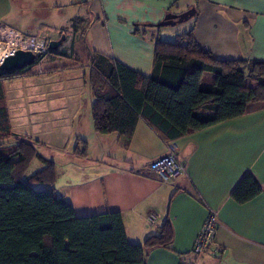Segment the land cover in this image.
<instances>
[{"label": "crops", "instance_id": "0c3cea01", "mask_svg": "<svg viewBox=\"0 0 264 264\" xmlns=\"http://www.w3.org/2000/svg\"><path fill=\"white\" fill-rule=\"evenodd\" d=\"M21 1L0 0V28L15 30L4 20L11 14V8ZM181 2L76 0L73 5H80V9L86 11V20L83 16L75 17L84 24L85 46L144 76L152 73L156 41L167 42L164 38L171 36L176 40L191 29L197 45L210 52L217 61L264 63V0ZM192 9L195 15L186 21L189 23L186 28L160 32L178 25L158 27L166 16H178ZM71 33L72 38L77 37L73 41L74 46L80 49V34ZM45 39L53 40L49 36ZM42 63L37 67L40 68ZM63 66L51 65L50 68ZM46 70L38 69L37 73L31 68L34 75L2 83L9 123L12 114L19 129L38 130V122L49 112L57 118L64 116L58 109L67 104L59 99L62 86L54 75L69 72V79L75 77L85 84L84 69L50 74ZM78 85L76 82L73 87ZM52 99L55 106L45 105L46 100ZM262 103L263 106L259 107L264 109ZM78 109V102H75L71 117H75L74 112L77 114ZM71 117L66 119L71 127H65L61 146L54 153L72 156L76 142L83 141L87 144V156L76 160L77 163L72 165L76 169L72 172L67 171L68 164L58 166L54 160L52 162L56 169L57 196L70 204L76 217L119 213L126 239L131 244H143L148 237L158 235L160 227L168 221L173 231L170 248L148 250L146 264H264V165L262 170H256V159V162H249L235 158L233 145L236 134L232 129L240 117L206 129L192 130L174 141L164 140L150 124L140 120L127 145L116 134L98 136L87 130L86 135H81L80 125H75V119ZM10 128L14 133L11 124ZM57 129L60 132L59 126ZM24 137L37 142L40 152L38 140L30 134ZM171 146L178 160L185 165V174L170 184L162 185L148 177V166L166 156ZM108 161H113V164L109 165ZM248 172L260 185L261 193L239 205L231 199V193ZM211 212L216 213L218 221L214 240L218 253L207 252L195 257L191 253L194 241ZM150 215L156 218L155 224L149 223Z\"/></svg>", "mask_w": 264, "mask_h": 264}, {"label": "trees", "instance_id": "16d2710c", "mask_svg": "<svg viewBox=\"0 0 264 264\" xmlns=\"http://www.w3.org/2000/svg\"><path fill=\"white\" fill-rule=\"evenodd\" d=\"M83 35L84 30L80 49L72 43L70 55L51 52L52 60L68 59L70 64L46 73L84 69L92 96V127L98 136L116 134L127 145L144 120L164 140L174 141L192 130L238 118L249 105L264 102V63L217 61L197 45L192 29L173 43L156 41L150 76L90 51ZM37 59L18 72L0 71V137L19 139L13 146L0 144V264H146L148 250L170 248L173 231L168 221L158 235L131 244L119 213L76 217L70 204L57 196L55 164L39 154L37 142L13 135L2 83L34 75L30 70L42 58ZM79 142L73 155L83 159L87 144ZM34 160L44 167L25 179ZM37 185L45 189H35ZM260 193L248 172L231 199L242 205Z\"/></svg>", "mask_w": 264, "mask_h": 264}, {"label": "rangeland", "instance_id": "374dc122", "mask_svg": "<svg viewBox=\"0 0 264 264\" xmlns=\"http://www.w3.org/2000/svg\"><path fill=\"white\" fill-rule=\"evenodd\" d=\"M190 1L191 0H182L181 4L183 2H185L183 4H186ZM73 2L76 3V0H22L20 3H16V6L11 8V14L5 18L4 23H7V25H9L11 28H14L15 31L20 34L23 40L33 38V40L37 42L44 41L46 43V50L48 49L47 44H49L50 41L58 40L63 33V36L66 37V40L57 50L56 54L68 56L72 51V43L73 41H76L77 38H72L71 32L73 31L78 35L84 30V24H79V18L75 17L83 16V20H86V11L80 9V5H73ZM55 6H60V8H56ZM188 22L178 23V25H175V27H167L160 32H172L171 30L180 31L183 28H186L187 24H189ZM70 25L71 27L69 28ZM65 28L68 29L65 31ZM54 33L59 34L58 36L50 35ZM48 36L52 37L53 40L45 39V37ZM12 37V35L8 34L6 35L5 39L0 38V45L2 44L0 48V61H2L3 57L11 54L13 49H20L17 47V43L12 40ZM164 39L169 43H173L175 41L172 36L171 38L165 37ZM21 44L23 45V41H21ZM52 53L46 51L42 56H39L42 58L41 63H43L40 68H38L36 65L33 66V71L37 72L38 69H40L42 72H44L46 69L50 68L51 65L66 66L70 64L67 63L70 62L68 59L60 61L58 60V63H53L55 60L51 59ZM37 58L38 56L36 57V61L38 60ZM67 76L70 77L71 74L69 72H64L53 76L57 78V82L62 86V90L59 92V95H61L59 99L66 101L67 104L65 107H60L58 109L59 112L64 114L62 118H57L53 112H49L50 114H44V120L42 119L38 122V130H31V132L28 130V128L19 129L17 127L15 117H13L12 114L10 115V124L14 133L19 134L16 136L23 138L24 135L30 134L34 139L38 140L41 145L39 154L44 156V158H51V161L54 160L58 166L68 164L67 171L72 172L76 169L75 167H72V165L77 163L76 160H80L76 159L73 155L74 150L71 153L72 156L59 155L54 153V151L61 146V140L65 133V127H71V123L67 122L66 119L71 117L70 111L75 106V102H78L80 109L77 110V114L74 112L75 117H71V119H75V125H80L78 130H80L81 135H86L87 130H89V132L93 131L90 113L92 96L89 90L87 79L84 80L85 73L83 75V82L85 84H81L78 79L75 80V77L69 79ZM207 77L208 75L205 78ZM76 82L79 83L78 87H73V84ZM206 82L211 81L207 79ZM76 92H78V94H76ZM46 98L48 97L46 96ZM44 103L47 106H55L53 99L46 100ZM262 104L263 103H254L249 105L245 113L240 116V118L236 119L233 125L234 128L232 129V132L234 131L236 134L233 145V150L236 154V160L239 161L244 159L245 161L253 162L256 159V170H262L264 165V109L259 107L263 106ZM58 126L61 128L60 132H58ZM13 135L15 136V134ZM69 135L70 134H67V137H69ZM18 141L19 139H16L15 137H10L8 139H5V137H0V144H7V146L9 144L10 146L16 145ZM107 163L112 165L113 161H108ZM43 167L44 166L40 161L34 160L26 172L24 178H30ZM34 188L45 189V187L40 185L34 186Z\"/></svg>", "mask_w": 264, "mask_h": 264}, {"label": "built area", "instance_id": "2783aa9c", "mask_svg": "<svg viewBox=\"0 0 264 264\" xmlns=\"http://www.w3.org/2000/svg\"><path fill=\"white\" fill-rule=\"evenodd\" d=\"M3 29L8 30L10 35L13 36L12 40L17 43L16 45L20 48L19 50L31 51L36 57L42 56L46 51H49L48 49H45L46 43L44 41L37 42L33 40V38L23 40L17 31L4 26L0 28V38L5 39L6 35L9 34L3 33ZM21 41H23V45H28V47L22 48ZM184 174L185 165L178 160L173 146L170 147V152L166 156L155 160L148 166V177L150 176L154 178L162 185L170 184L179 177L184 176ZM148 221L150 224H155L156 218L153 215H150ZM217 229L218 221L216 213L211 212L204 221L202 228L194 241L191 252L193 256L200 257L207 252H212L217 255L218 249L214 244Z\"/></svg>", "mask_w": 264, "mask_h": 264}, {"label": "water", "instance_id": "95a60500", "mask_svg": "<svg viewBox=\"0 0 264 264\" xmlns=\"http://www.w3.org/2000/svg\"><path fill=\"white\" fill-rule=\"evenodd\" d=\"M194 15V10H189L178 16L168 15L164 18V21L159 24L158 27L170 26L176 23H183ZM66 37L61 36L56 41H50L48 44V50L50 52L57 51L65 42ZM36 62V56L31 51L16 50L11 54L2 58L0 63V71L13 72L21 71L28 67H31Z\"/></svg>", "mask_w": 264, "mask_h": 264}, {"label": "bare ground", "instance_id": "6f19581e", "mask_svg": "<svg viewBox=\"0 0 264 264\" xmlns=\"http://www.w3.org/2000/svg\"><path fill=\"white\" fill-rule=\"evenodd\" d=\"M3 33H9V31L8 30H6V29H3V31H2ZM9 35H10V33H9ZM2 45V44H1ZM28 47V45H22V48H27ZM14 51V49L11 51V52H13ZM4 56V55H3Z\"/></svg>", "mask_w": 264, "mask_h": 264}, {"label": "flooded vegetation", "instance_id": "af4514ba", "mask_svg": "<svg viewBox=\"0 0 264 264\" xmlns=\"http://www.w3.org/2000/svg\"><path fill=\"white\" fill-rule=\"evenodd\" d=\"M61 37V36H60Z\"/></svg>", "mask_w": 264, "mask_h": 264}]
</instances>
